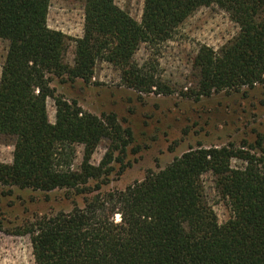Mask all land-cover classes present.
I'll return each instance as SVG.
<instances>
[{
    "label": "trees",
    "instance_id": "1",
    "mask_svg": "<svg viewBox=\"0 0 264 264\" xmlns=\"http://www.w3.org/2000/svg\"><path fill=\"white\" fill-rule=\"evenodd\" d=\"M51 1L0 0V40L9 43L0 80V136L15 139L13 163H0V193L64 192L73 204L69 213L36 217L13 233L29 237L35 264H264L263 136L240 148L192 149L124 191L104 192L115 164L124 166L133 132L116 115H92L53 86L66 79L90 84L103 62L120 72L123 88L177 94L145 74L135 55L143 46L161 54L192 15L211 7L228 14L239 33L218 51L200 47L195 85L180 95L199 101L264 86V0H144L141 23L116 0H86L79 39L49 27ZM104 141L109 147L94 166ZM78 147L83 160L74 170ZM208 175L229 211L225 223L207 195Z\"/></svg>",
    "mask_w": 264,
    "mask_h": 264
},
{
    "label": "rangeland",
    "instance_id": "2",
    "mask_svg": "<svg viewBox=\"0 0 264 264\" xmlns=\"http://www.w3.org/2000/svg\"><path fill=\"white\" fill-rule=\"evenodd\" d=\"M116 5L141 23L144 0H116ZM86 0H52L49 27L74 39L83 37ZM239 28L229 15L217 7L203 8L192 15L179 29L174 39L162 47L161 54L141 47L134 61L139 68L167 87L177 91L172 96L140 95L120 86V72L99 62L90 84L82 81H56L57 93L95 116L114 114L124 128L132 130L134 143L128 150L124 166L115 164V173L104 192L124 191L145 179L148 173H158L176 158L192 149L254 145L264 138V86L240 92L213 94L199 101L182 97L181 91L194 87L193 62L201 46L220 50L237 36ZM9 43L0 40V80ZM74 45L67 56L73 65ZM51 123H55L54 102H48ZM15 139L0 136V163L12 164ZM109 142H102L92 163L99 166ZM137 152L134 153L133 151ZM83 160V147L77 148L74 170ZM234 162V167H241ZM205 188L221 223L229 219V211L218 202L213 178H204ZM8 191V190H5ZM83 207L82 198H77ZM73 210L64 192L44 194L14 189L11 195L0 193V264H35L29 237L13 233L36 217ZM119 222V217L116 218Z\"/></svg>",
    "mask_w": 264,
    "mask_h": 264
}]
</instances>
